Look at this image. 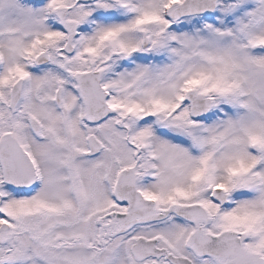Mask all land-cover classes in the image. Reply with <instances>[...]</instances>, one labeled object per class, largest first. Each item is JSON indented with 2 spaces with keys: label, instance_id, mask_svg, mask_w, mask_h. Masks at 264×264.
Returning <instances> with one entry per match:
<instances>
[{
  "label": "snow or ice",
  "instance_id": "snow-or-ice-1",
  "mask_svg": "<svg viewBox=\"0 0 264 264\" xmlns=\"http://www.w3.org/2000/svg\"><path fill=\"white\" fill-rule=\"evenodd\" d=\"M0 264H264V0H0Z\"/></svg>",
  "mask_w": 264,
  "mask_h": 264
}]
</instances>
